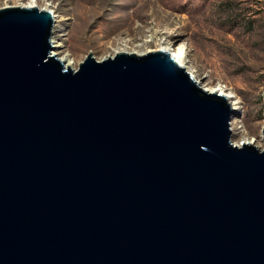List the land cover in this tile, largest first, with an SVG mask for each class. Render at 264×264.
I'll list each match as a JSON object with an SVG mask.
<instances>
[{"label": "water", "instance_id": "water-1", "mask_svg": "<svg viewBox=\"0 0 264 264\" xmlns=\"http://www.w3.org/2000/svg\"><path fill=\"white\" fill-rule=\"evenodd\" d=\"M53 24L0 7V264H264V147L226 96L163 49L64 67Z\"/></svg>", "mask_w": 264, "mask_h": 264}, {"label": "rangeland", "instance_id": "rangeland-1", "mask_svg": "<svg viewBox=\"0 0 264 264\" xmlns=\"http://www.w3.org/2000/svg\"><path fill=\"white\" fill-rule=\"evenodd\" d=\"M30 0H0V7ZM54 11L51 32L75 68L91 52L100 60L118 44L126 50L186 47L198 76L233 91L232 141L264 147V0H35Z\"/></svg>", "mask_w": 264, "mask_h": 264}, {"label": "bare ground", "instance_id": "bare-ground-1", "mask_svg": "<svg viewBox=\"0 0 264 264\" xmlns=\"http://www.w3.org/2000/svg\"><path fill=\"white\" fill-rule=\"evenodd\" d=\"M21 6H36L35 0H30L26 4H21ZM43 9L50 10L51 12L53 11L49 7V5L44 6ZM58 26H59L58 23L53 24L51 32H55L56 30H58V28H57ZM50 38H51V35H50ZM51 45H52V47H51L50 55H52L53 57H56L59 61H61L64 65V67L69 66L72 69H76L75 68V64H76L75 59L73 57H71L69 53H65L60 49L62 43L59 40L52 39ZM123 45L124 44L116 45L113 49V52L105 55L100 60L107 58L109 56L112 57L116 53L122 52V51L127 52V53L132 52V53H135L138 55H143V54H146L147 52H149L151 50V49H146L143 51H138V50L129 51V50H126L125 47H123ZM161 49L167 51L173 57V59L176 61V63L179 66L183 67L193 77V79L197 82L199 87H201L203 90L208 91V92L220 93V94L225 95L227 102H229V104L231 105V107L234 110L233 112H235L236 110L239 109V107H240L239 100L236 97V95L233 93V91L228 90L227 88L223 87L220 84L219 85L218 84L217 85H210L209 83L204 82L198 76L197 69H195V67L193 66V63H192V61L189 58V55L187 53L186 47H184L182 45L175 46L172 43H166V44H164V46ZM230 124L232 125L231 122H230ZM231 138H232V134H231ZM232 142L236 145H241V143L255 144V139L254 138L243 139L242 141H237V142L232 141ZM257 146H259V145H257Z\"/></svg>", "mask_w": 264, "mask_h": 264}, {"label": "built area", "instance_id": "built-area-1", "mask_svg": "<svg viewBox=\"0 0 264 264\" xmlns=\"http://www.w3.org/2000/svg\"><path fill=\"white\" fill-rule=\"evenodd\" d=\"M223 87H225V86H223Z\"/></svg>", "mask_w": 264, "mask_h": 264}]
</instances>
